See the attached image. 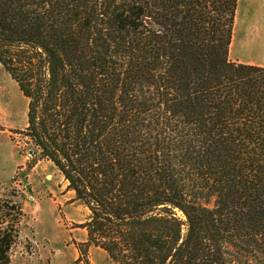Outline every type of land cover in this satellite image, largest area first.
<instances>
[{
    "label": "trees",
    "instance_id": "obj_1",
    "mask_svg": "<svg viewBox=\"0 0 264 264\" xmlns=\"http://www.w3.org/2000/svg\"><path fill=\"white\" fill-rule=\"evenodd\" d=\"M238 1L0 0L22 133L87 209L84 264L92 245L115 264H264V66L229 59ZM25 217L0 199V264Z\"/></svg>",
    "mask_w": 264,
    "mask_h": 264
},
{
    "label": "rangeland",
    "instance_id": "obj_2",
    "mask_svg": "<svg viewBox=\"0 0 264 264\" xmlns=\"http://www.w3.org/2000/svg\"><path fill=\"white\" fill-rule=\"evenodd\" d=\"M242 33V34H241ZM264 57V0H239L233 28L229 59L257 61ZM28 98L0 64V129L11 136L24 169L14 179L0 181V199L11 198L22 203L26 217L21 235L11 249V264H84L73 241L86 238L84 229L75 225L86 218L84 205L73 201L74 193L54 164L39 158L38 149L22 133L27 124ZM12 143L0 130V171L18 159ZM32 154L31 160L26 154ZM6 157L3 161L1 158ZM38 159L36 167L27 163ZM63 217V218H61ZM89 264H107L109 257L99 247L90 246Z\"/></svg>",
    "mask_w": 264,
    "mask_h": 264
},
{
    "label": "crops",
    "instance_id": "obj_3",
    "mask_svg": "<svg viewBox=\"0 0 264 264\" xmlns=\"http://www.w3.org/2000/svg\"><path fill=\"white\" fill-rule=\"evenodd\" d=\"M241 62H246V63H251V64L264 66V57H262L260 60H257V61H241ZM0 130L3 131L5 133V135H7L8 139H10V142L12 143L13 149L15 150L14 152L17 153V156H18V159H16V160L13 158V161L8 166L7 170L0 171V181L1 182H6V181H9V180H12L13 176L15 175V173L18 170L24 169L25 160L20 155L19 150L17 149V145L15 144V142L13 141L11 136L7 133V131L3 130V129H0ZM1 160L5 161L6 157L1 158ZM34 166L36 167V165H34ZM86 215H87V213H86ZM107 264H115V263H113L112 261H109V262H107Z\"/></svg>",
    "mask_w": 264,
    "mask_h": 264
},
{
    "label": "built area",
    "instance_id": "obj_4",
    "mask_svg": "<svg viewBox=\"0 0 264 264\" xmlns=\"http://www.w3.org/2000/svg\"><path fill=\"white\" fill-rule=\"evenodd\" d=\"M31 157H32V154H31L30 152H28V153L26 154V159L29 160V159H31ZM16 174H17V172L15 173V175L13 176L12 179H14V177L16 176Z\"/></svg>",
    "mask_w": 264,
    "mask_h": 264
}]
</instances>
